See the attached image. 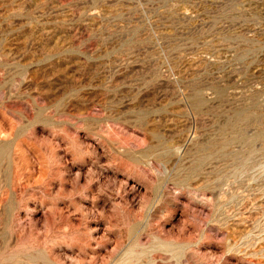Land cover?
Returning a JSON list of instances; mask_svg holds the SVG:
<instances>
[{
	"label": "rangeland",
	"instance_id": "rangeland-1",
	"mask_svg": "<svg viewBox=\"0 0 264 264\" xmlns=\"http://www.w3.org/2000/svg\"><path fill=\"white\" fill-rule=\"evenodd\" d=\"M0 264H264V0H0Z\"/></svg>",
	"mask_w": 264,
	"mask_h": 264
}]
</instances>
